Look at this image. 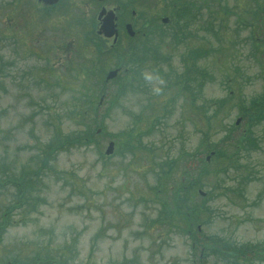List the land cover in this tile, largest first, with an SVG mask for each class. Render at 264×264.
Here are the masks:
<instances>
[{"label": "rangeland", "instance_id": "obj_1", "mask_svg": "<svg viewBox=\"0 0 264 264\" xmlns=\"http://www.w3.org/2000/svg\"><path fill=\"white\" fill-rule=\"evenodd\" d=\"M60 1L51 8L37 0H0V178L29 184L17 201L13 184L0 186V264L14 258H35L36 264H264V119L250 127L238 112L240 101L249 104L264 90V54L248 39L264 25L242 24L247 6L240 0H188L192 8L183 17L173 11L162 26L158 8L184 0H143L146 6L142 0ZM119 3H126L130 22V8L140 12L133 26L141 33L149 27L142 16L156 24L137 44L153 59L144 62L134 92L125 85L134 67L118 65L122 86L108 83L94 112L88 98L118 59L103 66L96 60L105 52L95 46L101 40L94 38L92 19L101 4ZM188 67L191 78L184 80ZM160 69L173 70L167 78H181L180 84L165 87ZM87 70L94 72L87 77ZM182 83L192 92L175 94ZM211 99L216 106H208ZM80 113H97L94 136L66 144L67 136L86 134L89 119L81 122ZM243 134L256 138L258 147L239 146L227 162L213 155L205 160V144L231 149ZM54 139L60 148L46 157L41 152L54 149L48 147ZM109 141L114 150L105 156ZM185 153L192 157L174 162ZM170 160L168 185L185 169L197 175L199 161L206 163L202 192L191 200L203 211L193 223L194 239L176 222L177 208L167 213L161 201L168 197L155 189L161 164ZM210 238L238 248L235 257L212 253Z\"/></svg>", "mask_w": 264, "mask_h": 264}, {"label": "trees", "instance_id": "obj_2", "mask_svg": "<svg viewBox=\"0 0 264 264\" xmlns=\"http://www.w3.org/2000/svg\"><path fill=\"white\" fill-rule=\"evenodd\" d=\"M175 6L173 5L174 11H176V13H182L180 16L183 17V14H185L186 8L191 7L192 8V2L188 1V0H184L182 4H186V5H181L178 4L177 2H174ZM239 6H247L246 8H244L243 12H242V17L241 20L243 21L242 24L244 26H248L251 27L253 29V27H259L258 25H260L261 23L264 25V0H248V1H243L240 0L239 1ZM180 6H183L180 10ZM243 14H246L243 16ZM96 38V35H94ZM178 35H174L173 39L177 40ZM248 39H250L251 44L254 47V51L255 52H261L262 54H264V29L260 28V31H254L250 32V35L248 36ZM101 43L97 44V49H100V45ZM98 50V51H99ZM118 54L116 56V59H118V62H126V64L130 63L129 65L132 64V66L134 67L133 69V74H125L126 77V87H129L132 89V92H134L133 89H135L137 86H140V83L138 81L139 78V74H141L142 69H143V64L144 62L149 58L146 55L145 50L141 53V51H135V49H131L134 50L131 52V56L127 55V50L126 49H122L120 48V45L118 46ZM115 49L114 48H108L106 49V51H104L105 53L102 54V58L105 60V63L107 62L108 58L111 54V52H114ZM156 51V50H155ZM138 54H141L140 58H138ZM257 54V53H254ZM109 55V56H108ZM197 58L201 59L202 55L201 52H196ZM154 56V55H153ZM138 58L134 59V58ZM111 58V56H110ZM152 58V56H151ZM153 59V58H152ZM161 63L163 61H165L163 58H160ZM100 61V58H99ZM138 61V62H137ZM120 64V63H118ZM101 65L103 66V63H101ZM136 65V67L134 66ZM193 67H195V69L193 68L194 72H199V74H201V68H199L198 66L192 65ZM135 70V71H134ZM161 70V78L166 80V84L165 87L168 86H172L175 88L176 85L180 84L179 81L180 79H171L167 78V76L172 73L173 70H170L168 72H165ZM192 69L190 67H188V69H184L181 72L180 77H182L184 80H186V77L189 76V79L191 78V72ZM94 72L93 70H87V77H89V73ZM260 73H262V76L264 77V69L263 67H261L260 69ZM166 75V76H165ZM143 76V75H141ZM143 78V77H141ZM120 76L118 75L114 80L111 81V84L113 85H117V86H122V84L119 82ZM85 80V79H84ZM85 82L83 81V84ZM119 83V84H117ZM201 83L202 82H198L197 85V94H199L200 90H201ZM183 87L182 90L179 89V91L175 90V94L179 95V94H185V92L187 91H191L192 92V88H189L190 86H188V83H182ZM105 88H106V84L104 83V81H101V86L100 88L98 87V90H94V92H92L91 99L89 100L88 98V108L93 110L94 112H97L96 108L98 107V100L99 97L104 96L106 94L105 92ZM105 93V94H104ZM230 96V95H229ZM192 98H193V93H192ZM208 103V106L212 105V106H216L217 105V101H215L214 99H211ZM207 107V105H206ZM238 107L240 108L238 112H240V114L242 115L243 119L245 120L246 124L249 125L250 127L253 125H256L257 123H259L262 119H264V90L262 91V94L258 97V99H250L249 104H242V101H240L238 103ZM95 115H97V113H94L92 118H89L88 116H86V114L80 113L79 117H80V121L81 122H86V120L88 121L89 119V124L87 125V131L86 134H79L76 133L74 135V137L71 136H67L66 137V144H71V143H79V142H84L86 140L92 139V137L94 136L95 130L97 129L96 123H97V119L95 118ZM250 130V129H248ZM228 133V131H227ZM127 139V143H132L133 142V133L129 132L128 135L125 136ZM236 143H234L233 148L228 149V148H223L222 150L218 149L217 147H213V145L208 146V144H205V152L210 153L211 151L214 152L213 157L215 159H221L224 158V161L227 162L228 159H230V157L234 154V152L237 153V147L242 146V148H244V150H248V148L253 149V147H258V142L257 139L251 137V136H246V135H242L239 136V138L235 141ZM232 145V144H230ZM229 145V146H230ZM49 148H54L52 150L47 151H42V154H46V157H48V155H50L49 152L53 151V150H57L59 147V141L57 139H54L53 141H51L50 144H48ZM202 149H200L199 152H201ZM192 154H182L180 155L178 158H175L174 162H179L182 159H186L188 157H192ZM206 160V157H205ZM172 160L166 162L165 164H161V173L160 176L158 178V187L155 188L156 190H158L159 193H161V195H158L160 198H166L168 197V200L165 201V199H163L161 202L164 205V209L167 211V213L169 212V210H173L176 209L179 210L181 209L180 213L178 214L177 210V217L175 218L176 222L180 224V227L183 228L182 232H185L187 234H191L193 236L192 239L195 238V235H197V230L193 228V223H197L199 221V219H201V215L203 214V211H201L202 209L195 203H191L192 200V196L195 195V192L197 191L198 188H201L202 186V179L203 175H205L206 170H205V164L203 163V160L199 161V165H197L199 167L198 170V174L195 175L193 172H185L186 169L183 171V176L179 177L178 179L176 177H174L172 184H167L168 181V176H169V170H170V163ZM175 175L177 174V170H174ZM178 175V174H177ZM19 179H17L16 181L10 182L6 179L0 178V186L3 185V183L7 184V183H11L13 184L16 189H17V197H16V201L18 200V198H20L21 193H25L26 192V187L27 185H29L28 183L25 184L23 180L18 181ZM25 180V179H24ZM20 183L22 185H20ZM171 185V186H170ZM26 199V196H25ZM168 207H170V209H168ZM176 207V208H175ZM4 215L6 214L5 211H3ZM202 213V214H201ZM169 215V214H168ZM174 218V216H173ZM179 218V220L177 221V219ZM3 220H5V218L3 217ZM0 222V228L3 226V223ZM5 223V222H4ZM211 239V238H210ZM209 239V240H210ZM224 240H220L219 238H215V239H211L209 242H206L209 247L212 250V253L216 254L219 257H222V259L225 260H229L232 257H235V255L237 254L238 248L235 249L233 248V246H227ZM212 246V247H211ZM253 246V245H252ZM251 244L250 245H244L240 248H242V252L243 251H247L248 249L252 248ZM264 250V249H263ZM264 258V256H263ZM35 258H31L30 260H25L22 262L21 259L18 258H14L13 260H7L5 261L4 264H36L33 263L35 260Z\"/></svg>", "mask_w": 264, "mask_h": 264}, {"label": "flooded vegetation", "instance_id": "obj_3", "mask_svg": "<svg viewBox=\"0 0 264 264\" xmlns=\"http://www.w3.org/2000/svg\"><path fill=\"white\" fill-rule=\"evenodd\" d=\"M96 1H104V0H96ZM150 1H153V3L155 4L156 3V1H158V0H150ZM142 5H144V6H146V5H149V2H143V0H142ZM173 5L175 6V3H165L160 9L158 8V11L156 12V18L157 17H159V18H161L160 19V21L161 22H165V23H167L169 20H170V16L168 15V12L167 11H169V10H171L172 8H173ZM125 7H126V3H119L118 5H116V6H114L113 8H110V7H106L105 6V4L103 5V4H101V6H100V8H99V10H98V12L100 11V9L101 8H104L105 9V11H104V13L102 14V16L100 17V18H98V12H97V14H95L96 15V18L93 20L92 19V21H93V23L95 22V25H96V27H95V35H96V38L100 41L99 43H101L102 45L101 46H103V50H99L101 53L102 52H104V51H106V49H110V48H114L115 49V51L114 52H111V54L112 55H110L111 56V58H110V56H109V58H108V60H107V63H108V61H109V59H116V56H117V54H118V52H119V50H118V46L120 45V48H122L123 50L124 49H126L127 50V55L128 56H131L130 54H131V52L132 51H134V50H131V49H135V51H141V53L146 49V47H143V46H141V45H137L138 44V40L140 39H143L144 38V40L143 41H145L149 36H150V29H151V21H150V19H147V15H146V17H143L142 16V18H143V21H145L144 23H147V22H149L148 23V25H149V27H148V29H145V30H143V32L141 33L139 30H137V29H135V27L133 26V22H134V18H135V16H138L139 15V13L140 12H138L135 8H130V16H133L131 19H133V22L131 21H129V19H126V14H128V12H126V10H125ZM109 10H113L114 11V20H115V24H116V29H117V35H116V38L114 39V37L113 36H110V37H106V36H104L103 34H99L98 32H97V30H98V28L100 27V24H101V22H102V18H103V16L107 13V11H109ZM129 15V14H128ZM163 17H166L167 19L165 20V21H163L162 20V18ZM66 18V17H65ZM129 18V17H128ZM126 23H130L131 24V27H132V30H133V32H134V34L133 35H128V34H126V28H125V26H126ZM94 25V26H95ZM123 34V36H124V38L126 39L125 41V43L123 44V43H120V38H123L122 36H120V35H122ZM107 40H110V43H109V45H107L106 43H107ZM104 43V44H103ZM86 45H88L89 46V43H87ZM87 46V47H88ZM95 46H96V44H95ZM86 47V49H89V48H87ZM86 49L84 50V57H86V56H88V54H87V52H86ZM94 50V52L96 53V49H93ZM90 51H91V49H90ZM95 56H97L96 57V60L98 61L99 60V58H100V61H99V64L101 65V63H103V65L105 64V60L102 58V54H97V55H95ZM140 56H141V54H138V58H140ZM134 58V57H133ZM123 62V61H122ZM122 62H118V63H120V64H115V65H117L116 67L118 68V69H120V67L118 66V65H121V63Z\"/></svg>", "mask_w": 264, "mask_h": 264}, {"label": "water", "instance_id": "obj_4", "mask_svg": "<svg viewBox=\"0 0 264 264\" xmlns=\"http://www.w3.org/2000/svg\"><path fill=\"white\" fill-rule=\"evenodd\" d=\"M46 4H52L54 2H56L57 0H40ZM105 9L102 8L99 12L98 15V18H100L102 16V14L104 13ZM166 18L163 19V21H165ZM126 32L127 34L129 35H133L134 32L132 30V27L129 23H126ZM99 34L102 33L104 36L106 37H110L112 35H114L116 37L117 35V30H116V25L114 23V13L112 10L108 11L102 18V22L100 24V27L97 31ZM114 37V39H115ZM117 73V69H112V70H109L108 73L106 74V79H109V78H113L115 77ZM113 142L110 141L108 144H107V147L105 149V154H110L112 153L113 151Z\"/></svg>", "mask_w": 264, "mask_h": 264}]
</instances>
